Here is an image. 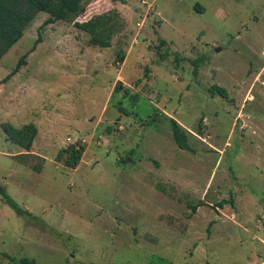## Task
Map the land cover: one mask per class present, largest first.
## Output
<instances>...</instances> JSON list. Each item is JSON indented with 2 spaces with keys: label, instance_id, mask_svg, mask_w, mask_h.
I'll return each instance as SVG.
<instances>
[{
  "label": "rangeland",
  "instance_id": "rangeland-1",
  "mask_svg": "<svg viewBox=\"0 0 264 264\" xmlns=\"http://www.w3.org/2000/svg\"><path fill=\"white\" fill-rule=\"evenodd\" d=\"M86 4L119 11L110 48L40 13L0 61V264H264V0ZM29 124L30 153L3 130Z\"/></svg>",
  "mask_w": 264,
  "mask_h": 264
},
{
  "label": "trees",
  "instance_id": "trees-1",
  "mask_svg": "<svg viewBox=\"0 0 264 264\" xmlns=\"http://www.w3.org/2000/svg\"><path fill=\"white\" fill-rule=\"evenodd\" d=\"M112 2H122L125 0H111ZM200 9V8H198ZM87 4L86 0H0V61L4 56L24 37L25 31L31 26L40 13H46L49 17L44 22L42 27L56 24L58 22L73 24L80 31L90 35V45L100 48H110L112 45L113 37L120 31L122 17L118 10H111L101 15L92 17L90 20L77 22V19L86 13ZM203 11V10H200ZM41 42V37L37 39L31 52L35 51L38 43ZM162 45L165 42L161 43ZM161 60L165 61L171 56L169 52L164 54L158 52ZM28 55L24 56L18 63L16 69L12 72L13 75L17 74L25 59ZM123 61L124 56L120 57ZM201 59L194 61L195 74L199 72V65ZM148 72V69H147ZM123 85L120 83L116 87V91H120ZM125 95L128 96L129 90L125 89ZM115 91V92H116ZM212 97L219 96L228 103H233V99L229 98L228 92L224 88L213 86L210 91ZM202 124L199 128L201 132ZM113 128H108V133L112 132ZM173 139L177 146L181 149H191L189 146L188 132L185 131L175 120H172ZM5 133L13 144L24 149L30 153L33 144L38 135L37 127L34 124L25 125L22 128H15L12 125H5ZM85 152L82 141L74 145H70L62 149L57 155V161L64 163V165L71 169H76L83 158ZM0 194L8 204L14 209L22 212L18 205L6 193V189L0 185ZM198 205V207H200ZM197 210V207L195 208ZM14 264H38L35 260L30 258H21L18 261H13Z\"/></svg>",
  "mask_w": 264,
  "mask_h": 264
},
{
  "label": "built area",
  "instance_id": "built-area-1",
  "mask_svg": "<svg viewBox=\"0 0 264 264\" xmlns=\"http://www.w3.org/2000/svg\"><path fill=\"white\" fill-rule=\"evenodd\" d=\"M143 4H144V3H143ZM145 5H146V4H145ZM137 25H138V27L142 28L143 25H144V22L138 23Z\"/></svg>",
  "mask_w": 264,
  "mask_h": 264
},
{
  "label": "water",
  "instance_id": "water-1",
  "mask_svg": "<svg viewBox=\"0 0 264 264\" xmlns=\"http://www.w3.org/2000/svg\"><path fill=\"white\" fill-rule=\"evenodd\" d=\"M218 51H220V50H218Z\"/></svg>",
  "mask_w": 264,
  "mask_h": 264
},
{
  "label": "crops",
  "instance_id": "crops-1",
  "mask_svg": "<svg viewBox=\"0 0 264 264\" xmlns=\"http://www.w3.org/2000/svg\"><path fill=\"white\" fill-rule=\"evenodd\" d=\"M119 79V78H118Z\"/></svg>",
  "mask_w": 264,
  "mask_h": 264
}]
</instances>
